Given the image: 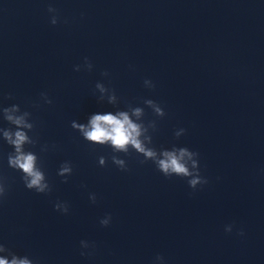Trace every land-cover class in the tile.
Returning a JSON list of instances; mask_svg holds the SVG:
<instances>
[{"label": "clouds", "instance_id": "clouds-1", "mask_svg": "<svg viewBox=\"0 0 264 264\" xmlns=\"http://www.w3.org/2000/svg\"><path fill=\"white\" fill-rule=\"evenodd\" d=\"M49 12H56L57 10L53 7L48 8ZM51 24L56 25L58 23V17H54L51 19ZM84 61L87 63L89 69L93 66L90 60L85 57ZM75 71H79V66L76 65L74 67ZM107 74V73H105ZM145 84L151 83L152 88L155 87L151 80L146 79L144 81ZM101 91H105V89L101 85H97ZM41 95H47L46 93H41ZM114 99V97L110 98V102ZM49 103H52L50 100ZM149 104H153V101H147ZM5 114L9 112V109L3 108ZM140 109H135V115H140ZM156 112L158 114L163 115L161 108L157 107ZM6 119L16 125H23L24 127H31V125L24 124L22 117H13L12 115H6ZM74 128H79L83 136L91 142H95L99 145L108 144L112 147L115 152H123L125 154L129 153V147L134 149L136 153L142 154L144 160L140 161V163H144L148 160H152L159 172H161L165 177H172L173 174L177 177L188 178L192 177L193 173L189 171V168L186 166L184 162V157H191L193 154L199 155L197 152H191L188 148H179L173 150H163L161 155L163 158H157V151L153 148H148L145 146L143 141L140 139L142 134V125L134 123L127 112H119L117 114L106 113V114H94L90 117L87 125L76 124L73 122L72 125ZM185 131V129H182ZM4 137L7 142L11 145L15 146L16 155H9L8 164L9 166L16 171H22L23 176L21 177L24 181L25 187L27 189H34L37 193H45L46 189H48L47 183L44 182V175L40 171L39 168L36 167V156L31 153H25L23 151V145L27 143H31L28 136L23 131H16L13 133L9 131L4 132ZM105 157H99V164L101 166H105ZM113 163L118 165L119 169L122 171H127V164L125 160L118 159L117 157H112ZM193 167H196V162H193ZM71 169L67 166H64L60 170V175L64 173L70 172ZM67 182V181H65ZM188 185L191 189L195 190L198 184L205 185L208 183L206 178L201 179L199 173L187 180ZM50 191V190H49ZM4 198V190L0 188V200ZM92 203L96 202V195L92 193L89 197ZM54 208L56 211H61V205L59 203H55ZM69 211V206L67 203L63 206V213L67 214ZM107 219H103L100 221L102 226H108L110 224L111 216L107 215ZM228 232H231V228L228 229ZM239 235H243V231L241 230ZM83 244V241H81ZM6 246L0 244V251H4ZM7 250L12 253L10 249ZM86 253L81 252V255H85ZM90 254V253H87ZM159 260H164L162 256H157L155 258ZM0 264H34V261L29 258H18L16 255H13L11 260L0 257Z\"/></svg>", "mask_w": 264, "mask_h": 264}]
</instances>
